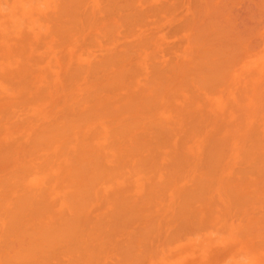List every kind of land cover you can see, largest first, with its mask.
Listing matches in <instances>:
<instances>
[{"label":"bare ground","instance_id":"bare-ground-1","mask_svg":"<svg viewBox=\"0 0 264 264\" xmlns=\"http://www.w3.org/2000/svg\"><path fill=\"white\" fill-rule=\"evenodd\" d=\"M183 2L11 0L1 4L7 15L19 14L21 23L27 24L33 38L30 47L43 45L48 55L62 57L55 63L62 64L58 67L63 72L59 70L60 82L53 78L54 58L41 51L47 60L41 62V54L37 60L33 56L40 69L31 73V64L38 68L28 60L32 55L23 59L16 52L24 63L29 61L32 76L21 64H17L21 69L0 75L5 86L11 84L5 78L13 81L10 90L6 87L13 92L10 100L5 93L3 99L0 96L9 100L6 105L0 101V264H183L187 253L174 260L167 256L170 250L173 253V242L178 245L176 238L187 237L189 246L199 247V241L212 235L231 233L240 240H235L234 248L245 241L248 250L261 249L260 257L264 253V214L259 216L264 205L255 212L259 218L249 217L255 210L249 214L252 204L264 203V0H185L187 9ZM49 9H54L53 15L45 14ZM174 19L180 21L173 32L179 46L169 43L175 48L171 52L170 46L167 54L166 39L162 53L159 44L167 34L161 36V31ZM150 24L156 32L164 28L158 33L160 39L148 30ZM171 24L166 32L174 38ZM34 40L39 43L33 45ZM253 41L261 47L252 48ZM158 53L172 59L164 60L165 65L170 63L167 70L159 66ZM171 53L180 56V62ZM12 56L5 62H12ZM249 56L255 58L254 65L247 62ZM140 179L142 190L152 186L143 190L146 193L137 191L133 195L137 198L130 195L133 200L119 198L122 188L118 198L110 196L122 180L130 183L128 193L135 185L139 190ZM216 182L217 192L227 190L221 197L217 193L218 200L213 192ZM214 206H220L218 212L214 213ZM209 209L216 214L214 218L211 214L214 222L208 213L210 221L206 216L203 223L199 211ZM96 210L99 213L93 216ZM162 211L168 213L162 217L170 216L163 220H170L172 227L164 225L162 217L156 219ZM226 216L235 220L229 223ZM153 219L159 220L158 227ZM207 223L213 224L211 229ZM167 226L174 234H168ZM181 245L174 248L190 249ZM253 257L236 264L259 262Z\"/></svg>","mask_w":264,"mask_h":264},{"label":"rangeland","instance_id":"rangeland-1","mask_svg":"<svg viewBox=\"0 0 264 264\" xmlns=\"http://www.w3.org/2000/svg\"><path fill=\"white\" fill-rule=\"evenodd\" d=\"M6 1L9 2V1H11V0H6ZM1 2H2V3H1ZM7 2H5V0H4V2L1 0V1H0V5L3 4V3L5 4V3H7ZM184 2H185V0H184ZM184 2H183V4H182L183 6H184V4H185ZM10 3H11V2H10ZM163 3H164V2H163ZM7 5L9 6V3H8ZM186 5H188V4H185V6H186ZM246 5H247V4H246ZM1 6H3V8H5V9H4L5 11H1V10H3V9L0 10V15H3V14H4L3 16L0 17V21L3 19V22L1 21V23H0V42H1V43L3 42V44L0 43V58H2L3 56H5V53H6V56L3 57L2 60L0 59V63H1V61H2L1 64L4 65V66L6 65V66H5V68H2V66H0V69H1V70H0V75H1V73H3V71H7L8 69H10V70H11V69H15V68H16V69H19V68H20V65L18 66L17 64H21V67H23V69H25L24 71H26V73L23 72V70H22V71H19V72H23V74L25 73L27 76H29V74L32 76L31 73H33V72L35 73L36 71H38V70L40 69V66H38L40 63L38 62V64H37V61H35V63L37 64V65H35V64H34V60H33L34 58H32V57L36 55V60H37V56H38L39 54H41V51H42V53H46V52L48 53L49 50L46 51V52H44L45 49L43 48V45L41 46V47H42L41 49H39L38 47H36V46L38 45L37 43H39V42L36 43L35 40H34L35 43H33V45H34V44H37V45H34L36 48H35L33 45H32V46H33L36 50H34L33 47H30L29 44H32V43H29V42H30V40H31L30 37H32V35L30 34V31H29V29H28V27H27V24H25V22H23V21H22V23H21V21H20L21 19L19 18V14H16V15H18V16L14 15L15 13H14L13 15H12V14H11V15H7V14H6L7 7H5V5H1ZM185 6H184V7H185ZM238 7H239V6H237V8H238ZM182 8H183V7H182ZM185 8L187 9V6H186ZM185 8H184V11H183L184 13H185V11H187ZM235 8H236V7H235ZM241 8H242V7L240 6V9H241ZM246 8H247V7H246ZM180 9H181V8H180ZM238 9H239V8H238ZM243 9H244V8H243ZM241 10H242V9H241ZM47 11H49L50 13H49V12H48V13H45L46 15H47V14L53 15V14H51V11H54V9H49V10H47ZM179 11H180V10H179ZM245 11H246V9H245ZM183 12H182V14L179 15V16H181V19H182V17H183V16H182V15H183ZM238 12L241 13L240 10H238ZM243 12H244V10H243ZM243 12H242V13H243ZM16 13H17V12H16ZM177 13H179V12L177 11ZM187 13H188V12H186V15H185V14H184V15L187 16ZM177 15H178V14H177ZM9 16H11L12 18H11V17L9 18ZM13 16H14V17H13ZM179 16H178V17H179ZM2 17H4V18H2ZM5 17H6L7 19H6ZM176 17H177V16H176ZM178 17H177V18H178ZM179 18H180V17H179ZM183 18H184V17H183ZM5 19H6L8 22H7V21H4ZM9 19H12V20L9 21ZM153 19H154V18L150 17L148 20H149V22H150V20L153 21ZM181 19H180V20H181ZM174 20H176V19H174ZM152 21H151V22H152ZM6 22H7V23H6ZM149 22H148V23H149ZM151 22H150V23H151ZM162 22H163V23H162ZM162 22H161L159 25H161V24H162L163 26L166 25V24H164V21H162ZM174 22H175V24H174ZM174 22H173V25L171 24L172 22H171V23L168 22L169 25H167V26L169 27L170 24H171V25H172V26H171L172 29H173V26H174L173 31L171 30V27L169 28V30H171V33H172V35L174 36V38H172L171 36H167V35H171V34L169 33L170 31H169V32H166V30L168 29V27H167L166 30H165L164 28H162V29H159V31L157 30V32L155 31V29H152V28H154V27H150L151 24L148 25V26H149V27H148L149 29L146 28V29H148V30H150V28H151L150 31H153V32L155 31L156 34H157V35H155V36H156V37H159V39L161 38L162 35L165 36V34H167V35H166L167 38H166V36H165V37L163 38L164 40H162L161 44H159V46L162 47V48H161V47L159 48L160 50L162 49V50H161L162 53H163V51H164L165 49H167V48H168L167 51L165 50L164 52H166V53H167V52H170V50H171V49H169V47L171 46L170 44H172V42L175 43L176 40H177V38H178V37H176V36L173 34V32H174V31L177 32L175 26H177V24L180 23V21H179V20H176V21H174ZM176 22H178V23L176 24ZM181 22H182V21H181ZM184 22H185V21H184ZM3 23H4V24H3ZM5 23L8 24V26H7ZM182 24H183V23H182ZM23 25H25V27H24ZM159 25H158V26H159ZM162 25H161V26H162ZM180 25H181V24H180ZM180 25H179V28L177 27L179 31H180ZM183 25H184V24H183ZM2 26H3V27H2ZM161 26H160V27H161ZM163 26H162V27H163ZM1 27H2V28H1ZM8 27H9V28H8ZM146 27H147V26H146ZM3 28H5V29L3 30ZM155 28H157V24H156V27H155ZM158 28H159V27H158ZM158 28H157V29H158ZM1 29H2V30H1ZM163 29H164L165 32H164V31H161V36H160V34H158V33H160V30H163ZM181 29H183V28H181ZM23 30H24V31H23ZM21 31H23V32H21ZM167 31H168V30H167ZM8 32H10V34H8ZM19 32L22 33V34H19V36H18V33H19ZM155 32H154V33H155ZM162 32H164V33H162ZM16 34H17V35H16ZM24 34H25L26 36H25ZM29 34H30V35H29ZM22 35L25 36V37H22ZM27 35H28V36H27ZM258 35H259V33H258ZM262 35H264V34H262ZM3 36H4L5 40H4V38H2ZM20 36H21V37H20ZM260 36H261V35H260ZM260 36H259V37H260ZM169 37H171V39H169ZM252 37H253V36H252ZM252 37H251V38H252ZM254 37H255V35H254ZM254 37H253V38H254ZM6 38H7V39H6ZM22 38H23V39H22ZM40 38H41V37H40ZM251 38H250V41H252ZM10 39H11V40H10ZM157 39H158V38H157ZM166 39H167V41H166ZM262 39H264V36H262ZM262 39H261V40H262ZM1 40H4V41H1ZM18 40H19V41H18ZM23 40H24V41H23ZM27 40H28V41H27ZM38 40H39V39H38ZM42 40H43V39H42ZM44 40H45V39H44ZM254 40H255V39H254ZM256 40H257V36H256ZM258 40H259V39H258ZM5 41H6V42H5ZM32 41H33V38H32V40H31V42H32ZM39 41L41 42V40H39ZM164 41L167 42V45L165 44V48H164V46H162V43H165ZM178 41H179V40H178ZM19 42H23V43H19ZM24 42H25V44L30 48V49L28 48V49H29L28 51H27V49H26V45H24ZM42 42H43V41H42ZM179 42H180V41H179ZM258 42H259V41H258ZM43 43H44V42H43ZM43 43H41V44H43ZM47 43H48V42H47ZM169 43H170V44H169ZM177 43H178V42H177ZM254 43H255V41L251 42V46H252ZM256 43H257V42H256ZM262 43H264V41H262ZM175 44H176V43H175ZM175 44H173V45H175ZM258 44H261V43L259 42ZM163 45H164V44H163ZM168 45H169V46H168ZM254 45H255V44H254ZM166 46H167V48H166ZM176 46L178 47L179 44H176ZM255 46H256V45H255ZM259 46L261 47V45H259ZM259 46H256L255 48H257V47H259ZM10 47H11V48H10ZM172 47H173V46H171V48H172ZM177 47H176V48H177ZM12 48H13V49H12ZM23 48H24V49H23ZM31 48H32V49H31ZM37 48H38L39 50H37ZM163 48H164V50H163ZM174 48H175V47H174ZM174 48H172V51H171V52H174V51H173ZM252 48H253V46H252ZM14 49H15V50H14ZM9 50H11V53L14 54V57L12 56V57L14 58V60H13L12 62L9 60V61L6 63L4 58H6V57L8 58L9 56L11 57V55H12V54L10 53ZM31 50H32V51H31ZM33 50H34V51H33ZM50 50H51V49H50ZM57 50L59 51V49H57ZM12 51H14L15 53L12 52ZM26 51H27V52H26ZM62 51H63V50H62ZM158 51H159V50H158ZM7 52H8V53H7ZM16 52H17V54L20 55L21 57H22V56H25L23 59L27 58L26 56H30V54H31L32 56H31L30 58L28 57V60L30 59V61H31L35 66L38 67V68L35 67L37 70L33 71L34 66H33V65L31 64V62H30L31 65H30L29 68H31L30 70H32V71H30L31 73L29 72V74H28V69H29V68H28V65H29L28 63H29V61L26 60V61H28V63H24L25 60H23L20 56L15 55ZM51 52H52V50H51ZM56 52H57V51H56ZM60 52H61V50H60ZM60 52H59V53H60ZM63 52H64V51H63ZM63 52H62V53H63ZM159 52H160V51H159ZM47 53H46V54H47ZM52 53H53V52H52ZM52 53H51V54H52ZM160 53H161V52H160ZM160 53H158V55L160 56V57L158 56V58H160L158 62L161 63V64H159V66H161V68H163V66H165V67H166V70H167V67L169 68V64H170L169 62H170V60H172V59L170 58V60H169V59H168L169 57H166V58H165V56H164V55L162 56V55H161L162 53H161V54H160ZM166 53H165V55H166ZM9 54H11V55H9ZM46 54H45V55H46ZM48 54H49V53H48ZM48 54H47L46 56H44V57H47V58H51V57H52V58H54V60L51 59V61H52L54 64L50 61V62L52 63L51 67L53 66V68L50 69V73H51V75H54L53 78L55 77L56 80L58 79L57 81H59V80L61 81V79H59V77L62 76V75H60V71H62V67H61V70H60V69H59L60 67H58V65H60L59 62H57V63H55V62H56V61H59L60 59H62V57H61L62 54H61V55L59 54L58 57H61L59 60H56V59H58V58H56V56L58 55L57 53H55V54H57L56 56L54 55V53L52 54L53 56H52L51 54H50V55H48ZM167 54H168V53H167ZM8 55H9V56H8ZM42 55H43V54H41L40 56L43 57ZM16 56L20 57L21 60H22L23 62H21V60H20V62H19V61H18L19 59H18V57H17V59H16ZM48 56H49V57H48ZM99 56H100V55H99ZM99 56H98V57H99ZM161 56L164 57L165 59H164V58L162 59ZM167 56H168V55H167ZM169 56H170V55H169ZM171 56L178 57V56H175L174 54L172 55V53H171ZM10 57H9V59H11ZM44 57H43V58H44ZM174 57H173V58H174ZM179 57H180V56H179ZM179 57H178V58H179ZM7 58H6V59H7ZM13 58H12V59H13ZM31 58H32V60H31ZM43 58H41V60H40L41 62H42V60H45V59H46V58H44V59H43ZM96 58H97V57H96V55H95V59H96ZM178 58H177V59H178ZM247 58H248V57H247ZM251 58H252V57L249 56V58L247 59V60H248L247 62H249L251 65H254V64L256 63L255 58H254V57H253L252 59H251ZM3 59H4V61H3ZM98 59H100V57H99ZM167 59L169 60V62H167V63H169V64H166V65H165L166 61L164 62V60H167ZM180 59H181V57L179 58V61H178V62H180ZM249 59H250L251 61H249ZM253 59H254V60H253ZM46 60H47V59H46ZM252 60H253V61H252ZM38 61H39V60H38ZM60 61H62V60H60ZM4 62H5V63H4ZM173 62H175V60H174ZM173 62H172V63H173ZM60 63H61V62H60ZM148 63H149V62H148ZM172 63H171V65H172ZM175 63H176V62H175ZM22 64H23V65H24V64H25V65L28 64V65H26V66H25L26 68H25ZM176 64H177V63H176ZM16 65H17V66H16ZM54 65H56V66L54 67ZM61 65H62V64H61ZM61 65H60V66H61ZM167 65H168V66H167ZM4 66H3V67H4ZM173 66H174V64L172 65V67H173ZM17 67H18V68H17ZM56 67H57L58 69H57ZM165 67H164V69H165ZM172 67H171V68H172ZM6 68H7V69H6ZM35 68H34V69H35ZM55 68H56L58 71H57ZM171 68H170V69H171ZM4 69H6V70H4ZM16 69H15V70H16ZM20 69H21V68H20ZM10 70L8 71L10 75H11L12 72L16 74V72H14L13 70H12V72H11ZM59 70H60V71H59ZM17 72H18V71H17ZM54 72H55V73H54ZM62 72H63V71H62ZM62 72H61V74H62ZM4 74H7V72H4ZM4 74H2V76H3ZM18 74L20 75V73H18ZM25 74L23 75V77L26 76ZM35 74H36V73H35ZM35 74H33V75H34V76H37V75H35ZM49 75H50V74H49ZM51 75H50V78L52 79ZM55 75H56V76L58 75V77H56ZM59 75H60V76H59ZM2 76H1V77H2ZM4 76H6V75H4ZM8 76H9V75H8ZM12 76H13V75H12ZM14 76H15V75H14ZM21 76H22V74H21ZM6 77H7V76H6ZM3 78H5V77H3ZM7 78H8V77H7ZM11 78H12V77H11ZM11 78H10V76H9V79H11ZM13 78H15V77H13ZM13 78H12V79H13ZM16 78H17V77H16ZM0 79H1V78H0ZM2 80H3V79H2ZM4 80H5L4 82H6V83H8V84H9V83L12 84V82H13V81H11V80H10V81H11V82H10V81H9L8 79H6V78H5ZM46 80H47V79H46ZM46 80H44V81L46 82ZM49 80H50V79H49ZM49 80H47V81H48V83L46 82L47 84H49ZM56 80H55V81H54V80H51L50 82H52V84H54V83H56ZM44 81H43V82H44ZM53 81H54V82H53ZM60 81H59V82H60ZM1 82H2V83H1ZM45 82H44V83H45ZM44 83H40L39 85H44ZM2 84H4L3 81H0V86L2 87V88L0 89V94H1L0 96L2 97V99H3L5 96H6L5 98H9V97H11L13 92H10V91L8 92V90H10V88H8V87H9V85H10V86H12V85L9 84V85L5 86V84H4V85H3L4 87H3ZM52 84H50V85H52ZM59 84H60V83H59ZM45 85H46V84H45ZM50 85H48V86L46 85L47 87H45V88H48ZM53 86H54V85H53ZM58 86H59V85H58ZM6 87L8 88L7 91H6ZM50 87H52V86H50ZM56 87H57V85H56ZM56 87H52V88H56ZM3 88H5V90H3ZM57 88H58V87H57ZM5 91H6V92H5ZM1 92H2V93H1ZM3 93H5V96H4ZM3 96H4V97H3ZM7 96H8V97H7ZM2 99H0V101H1ZM9 100H10V98H9ZM9 100L7 99V100H5V101H9ZM5 101L2 100V103L5 104V103H4ZM0 104H1V103H0ZM6 104H7V103H6ZM6 104H5V105H6ZM1 106H2V105H1ZM3 106H4V105H3ZM0 109H1V107H0ZM143 179H144V178H143ZM145 179H146V178H145ZM146 180H148V181H147V183H148V182H149V178L146 179ZM146 180H144V181L146 182ZM150 180H152V179H150ZM234 181H235V180H234ZM147 183H146V184H147ZM149 183H150V182H149ZM149 183H148V185H149ZM129 184H130V183H129ZM129 184H128V183H124L123 180L120 181V183L117 184V185L114 187V189L111 191L112 193L110 192V196L113 197V198H114V197L118 198L119 196H120L121 198H122V196H124V198H126L125 196H128V197H127L128 199H129V198L132 199L131 197H132L137 191L141 193V191L143 192V190L146 189V188H144V189L142 190L143 180L140 179L139 182L136 183V184H139V185L141 186V188H140V186H138V189H139V190H136V189H135V186H136V185H135L134 188H133V189H135V190H133V189L131 190V187H130V191H132V192H131V193H128V192H129V191H128V190H129ZM151 184H152V183H150V185H151ZM126 185H127V186H126ZM215 185H216V186H215ZM215 185H214V186H215L216 189H217V190H215V189L213 190V192H215V193H214L215 196L218 195L217 193H219V197L223 196V194H225V192H226L227 190L225 191V189L222 188V189H224V192L221 194V192H217L218 190H220L219 187L217 186V182H216ZM124 186L127 187V188L124 189ZM131 186H132V185H131ZM143 186H145V185H143ZM146 186H147V185H146ZM220 186H221V185H220ZM148 187H149V186H147L146 192L149 191V190H150L149 188L152 187V186H150L149 188H148ZM215 187H214V188H215ZM217 187H218V188H217ZM122 188L124 189V191H123ZM118 189H122V191H121V194H122V195H120V193H119L120 191H118ZM212 189H213V188H212ZM226 189H227V188H226ZM140 190H141V191H140ZM116 191H117V193H116ZM114 192H115V193H114ZM146 192L144 191L143 193H146ZM213 192H211V193H213ZM113 193H114V194H113ZM118 193H119V194H118ZM143 193H141V194H143ZM171 193L173 194V193H175V192H171ZM171 193H170V194H171ZM117 194H118V197H117ZM172 194H171V195H172ZM175 194H176V193H175ZM175 194H174V195H175ZM214 194H213V195H214ZM220 194H221V196H220ZM108 195H109V194H108ZM130 195H132V196H130ZM136 195H138V197L141 196L139 193L136 194ZM176 195H177V194H176ZM176 195H175V196H176ZM210 196H211V197H214V196H212V195H210ZM120 197H119V198H120ZM163 197H164V195H163ZM168 197H169V195H168ZM172 197H173V195H172L170 198H172ZM216 197H217V198H216ZM216 197H215V199L218 200L219 197H218V196H216ZM108 198H110V197H108ZM108 198H107V200H109ZM133 198L135 199V198H137V197H136V196H135V197L133 196ZM165 198H166V197H165ZM176 198H177V197H176ZM223 198H224V197H223ZM223 198H222L221 200H223ZM114 199H115V198H114ZM162 199H164V198H162ZM172 199H173V198H172ZM224 199H225V198H224ZM132 200H133V199H132ZM164 200H165V199H164ZM166 200H167V199H166ZM110 201H111V202L113 201L112 198L110 199ZM169 201H170V200H169ZM211 201H212V203H213V200H212V199H211ZM161 202L164 203L163 200H161ZM161 202L158 201L159 204H160ZM171 202H173V200H171L170 203H171ZM214 202H215V200H214ZM216 202H217V201H216ZM165 203H167L168 205H170V204L168 203V201L165 202ZM218 203H221V202L218 201ZM202 204H203V203H202ZM202 204H201V205H202ZM206 204H207V203H205V205H206ZM208 204H209V206H210V203H209V202H208ZM254 204H255L256 206L252 204L251 209H250V210L247 209V210L250 211L249 214L253 213V211H254V214H255L256 210H258V211H262V208H264V207L261 206V205H264V203H260V204L258 203L259 205H257V203H254ZM165 205H166V204H165ZM168 205H167V206H168ZM201 205H200V206H201ZM205 205H203V206H205ZM215 205H216V204H215ZM219 205H220V204H219ZM149 206H150V205H149ZM151 206H152V205H151ZM151 206H150V207H151ZM158 206H159V205H158ZM163 206H164V204H163ZM206 206H207V205H206ZM209 206H208V207H209ZM250 206H251V205H250ZM250 206H249V207H250ZM253 206H255V207H253ZM259 206L262 207L261 210H260V207H259ZM150 207H149V208H150ZM152 207H153V206H152ZM154 207H155V206H154ZM170 207H171V206H170ZM197 207H198V206H197ZM201 207H202V206H201ZM210 207H211V206H210ZM215 207H216V206H214V208H215ZM219 207H220V206H219ZM219 207H218V209H220ZM147 208H148V207H146V209H147ZM149 208L147 209V211L149 210ZM165 208H166V207H165ZM202 208H203V207H202ZM211 208H212V207H211ZM252 208H255V210L252 211ZM256 208H259V209H256ZM151 209H152V208H151ZM153 209H154V208H153ZM153 209H152V210H153ZM196 209H197V208H196ZM199 209H200V207H198L197 210H199ZM207 209H208V208H207ZM216 209H217V208L213 209L214 213H215V211L218 212V209H217V210H216ZM152 210H151V211H152ZM154 210H155V209H154ZM154 210H153V212H154ZM167 210H168V209H167ZM167 210H163V211H167ZM203 210H204V209H203ZM203 210H202V211H199V212H200L199 215H201V217H202V219H203V223H205V222H204V221H205L204 219H205L206 216H207V218H206L207 221H206V222H208V221H210V220L208 219V217L210 218L211 214H212L213 218H214L215 215H216V214H214L213 212H211L210 209H209L210 212H208V210H206L207 212H206V211L203 212ZM93 211H94V210H93ZM163 211H162L161 213H160V212L158 213V214L161 215V216H158L156 219H160V217H162V215L165 214ZM195 211H196V210H195ZM251 211H252V212H251ZM258 211H257V213H258ZM96 212H97V213H95V212L92 213L93 216H94V215H97V214L99 213V211H97V210H96ZM169 212H170V210L168 211V213H169ZM168 213L165 214V215H168ZM208 213L210 214V216L207 215ZM170 214H171V213H169V215H170ZM197 214H198V212H197ZM197 214H196V215H197ZM203 214H205V215H203ZM213 214H214V215H213ZM254 214L249 215V217L252 216L251 218L254 217L253 219H255V217H256V218H259V216H261V214H264V213H261V212H260V215H259V216H258L257 214H255L256 216H254ZM196 215H195V216H196ZM199 215H198L197 218L200 217ZM228 215H230V214H228ZM153 216H154V213H153ZM170 216H171V215H170ZM170 216H168V217L170 218ZM203 216H204V217H203ZM212 216H211V218H212ZM217 216H218V215H217ZM217 216H216V217H217ZM155 217H156V216H155ZM165 217H166V216L162 217L161 220L164 221L163 218H165ZM168 217H166L165 219H168ZM226 217H228V220H229V216H226ZM231 217H233V216H230V218H231ZM171 218H172V216H171ZM171 218H170V219H171ZM213 218H212V222H214V221H213ZM221 218H222V217H221ZM224 218H225V217H224ZM224 218H223V219H224ZM156 219H155V221H156L157 223H160V222H158L159 220H156ZM172 219H173V218H172ZM202 219L199 218V219H197V220H198V221L201 220L200 222H201V224H203V223H202ZM217 219H218V217H217ZM217 219H216V220H217ZM225 219H226V218H225ZM253 219H252V220H253ZM230 220H231V222H232V220H235V219L231 218ZM230 220H229V223H231ZM155 221H154V219H153V222H154V223H155ZM168 221H169V223H167V221H166L167 224H166L165 221H164V222H163V223H165L164 225H168V224H169V226L172 227L173 224L170 225V220H168ZM198 221H197V222H198ZM220 221H221V219H220ZM222 221H224V220H222ZM225 221H226V220H225ZM171 222H172V221H171ZM215 222H217V221H215ZM157 223H155V224L157 225ZM173 223H174V222H173ZM176 223H177V222H176ZM198 223H199V222H198ZM251 223H252V221H251ZM138 224H139V223H138ZM201 224H198V225H201ZM214 224H216V223H214ZM220 224H221V223H220ZM136 225H137V224H136ZM136 225H135V226H136ZM139 225H140V224H139ZM139 225H137V226L139 227ZM143 225H144V224H143ZM156 225H155V226H156ZM158 225H159V224H158ZM158 225H157V227H158ZM164 225H163V227H165ZM174 225H175V223H174ZM204 225H206V228L208 227L209 229H211L210 227H211L213 224H212V225L210 224V225H209L210 227L207 226L208 223H207V224H204ZM140 226H141V225H140ZM179 226H180V225H179ZM179 226H178V227H179ZM201 226H203V225H201ZM138 227H137V228H138ZM141 227H142V226H141ZM161 227H162V225L160 224V228H161ZM173 228H174V227H173ZM176 228H177V227H176ZM203 228H204V227H203ZM208 228H207V229H208ZM167 229L169 230L168 226H167ZM167 229H166V230H167ZM171 229H172V228H171ZM177 229H178V228H177ZM177 229H176V230H177ZM179 229H180V227H179ZM157 230H158V229H157ZM157 230H156V231H157ZM161 230H162V229H161ZM166 230H165V231H166ZM173 230H175V229H173ZM159 231H160V230H159ZM165 231H164V232H165ZM177 231H178V230H177ZM160 232L162 233V231H160ZM170 232L172 233V230H169L168 234H170ZM233 233L235 234L236 232L234 231ZM164 234H165V233H164ZM168 234H166V235H168ZM172 234H174V232H173ZM163 236H164V235H163ZM168 236H170V238H171L172 235H168ZM238 236H239V235H238ZM173 237H174V236H173ZM179 238H180V237L176 238V239H177L176 244L178 243L177 246H179V248H180V245H181V244L183 245L184 243H186V244H184V246L181 245V247H182V248H183V247H184V248H190V249L193 248V250L191 249V250H192V251H191L190 249H188V251H187V249H186V250L183 251V249H182V250L180 251L179 248H177V249L174 248V247H177V246L175 245V242H173V245H172L173 247L170 245V248L172 247V250H173L174 256H173V253H170V252H172V251L169 249L170 251H169V253H168V255H167L169 260H170V259H173V260H174V259H177L178 257H182V258H183L184 255L187 253L188 257L191 256V257H189L190 259L187 260V261H188V262H187L188 264H193V263H194V264H220V263H221V264H236L237 261L246 262L247 259H249L251 256L253 257V256L255 255L254 257L257 256V257H256V258H257V261H259V262H257V263L255 262V263H256V264H264V257H262V256H264V253H261V257H260V255L257 254V253H259V250H261V249H259V248L256 247V250H254V251H252L251 249L248 250V248H249V247L247 248L248 242L245 243V241L242 240V241H244L243 244L245 243V244H244L245 247L243 246L242 242H238V243H240V245H238V243H237V244H236L237 246H235L236 248H234L232 244L235 243V240H236V241H240V240L237 239L238 237L236 238L235 236H233L232 233H231V234H224V235L222 234L221 236H220V235H217V236H216V235H212V239H209L210 241H209V240L199 241V247H197V246H193V245H192V246H189V245H191V244H190V241L188 240L187 237H185V238L181 237V238H183L184 240H182L181 238L179 239ZM219 239H220V240H219ZM225 239H226L227 241H226ZM230 239H231V240H230ZM239 239H240V237H239ZM242 239H243V238H242ZM247 239H248V238H247ZM248 240H249V239H248ZM248 240H246V241H248ZM179 241H180V242H179ZM182 241H183V243H182ZM184 241H185V242H184ZM186 241H187V242H186ZM253 241H255V240H253ZM204 242H205V243H204ZM251 242H252V241H251V239H250V240H249V244H250ZM180 243H181V244H180ZM171 244H172V243H171ZM203 244L205 245L204 248H203ZM252 244L255 245L254 242H252ZM257 244H258V243H257ZM257 244H256V245H257ZM174 245H175V246H174ZM200 245H201V246H200ZM231 245H232V247H233L235 250L233 249V251H231V250H232ZM254 245H251V244H250V246H253V248H254ZM258 245H259V244H258ZM248 246H249V245H248ZM229 247H230V248H229ZM241 248H242L243 250H241ZM250 248H252V247H250ZM260 248H262V245H261ZM178 249H179V251H178ZM254 249H255V248H254ZM258 249H259V250H258ZM175 250L178 251V252H182V251H183V252H182V253H178V252H175ZM189 250H190V251H189ZM247 250H248L249 253L247 252ZM250 250H251L252 252H250ZM257 250H258V251H257ZM194 251H195V252H194ZM201 251H202V252H201ZM227 251H228V253H227ZM229 251H230V252H229ZM188 252H189L190 255L188 254ZM190 252H192V253H190ZM232 252L235 253V254H233ZM253 252H255V254H253ZM262 252H264V251H262ZM201 253L203 254V256H202ZM236 253H237V254H236ZM170 254H171V255H170ZM183 254H184V255H183ZM226 254H227V255H226ZM169 255H170V256H169ZM175 255H177V256H175ZM187 255H185V257H186L185 260L188 258ZM221 255H224V256H222V258H221ZM225 255H226V256H225ZM258 255H259V256H258ZM171 256H172V258H169V257H171ZM192 256H194V257H192ZM254 257H253V258H254ZM191 258H192V259H191ZM193 258H196V259H193ZM256 258H255V259H256ZM259 258H260V260H259ZM232 259H233L235 262H234ZM185 260H183V264H187L186 262H184ZM219 261H220V262H219ZM253 261H254V260H253Z\"/></svg>","mask_w":264,"mask_h":264}]
</instances>
